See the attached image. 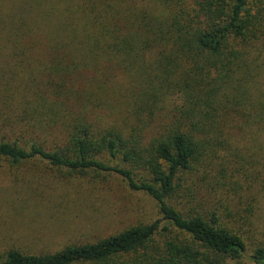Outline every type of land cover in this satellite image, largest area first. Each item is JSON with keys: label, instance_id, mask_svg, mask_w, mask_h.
<instances>
[{"label": "trees", "instance_id": "1", "mask_svg": "<svg viewBox=\"0 0 264 264\" xmlns=\"http://www.w3.org/2000/svg\"><path fill=\"white\" fill-rule=\"evenodd\" d=\"M236 152L264 196V0H0V160L116 174L160 214L0 264H238L246 243L216 211L172 203Z\"/></svg>", "mask_w": 264, "mask_h": 264}, {"label": "rangeland", "instance_id": "2", "mask_svg": "<svg viewBox=\"0 0 264 264\" xmlns=\"http://www.w3.org/2000/svg\"><path fill=\"white\" fill-rule=\"evenodd\" d=\"M236 153L228 165L210 169L212 162L200 167L205 192L190 188V200L181 192L172 203L184 214L203 218L216 211L219 224L246 243L247 253L238 264H254L250 252L264 247V196L258 178L248 176V167L242 171L240 158L245 155ZM234 213L240 214L235 221L230 218ZM159 218L157 203L143 192L131 191L116 174L72 172L39 159L16 166L0 160V257L9 250L55 253ZM167 238L161 235L162 241Z\"/></svg>", "mask_w": 264, "mask_h": 264}]
</instances>
